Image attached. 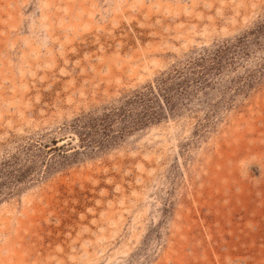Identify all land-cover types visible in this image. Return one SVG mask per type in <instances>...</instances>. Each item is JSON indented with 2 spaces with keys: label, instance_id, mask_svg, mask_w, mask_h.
I'll use <instances>...</instances> for the list:
<instances>
[{
  "label": "rangeland",
  "instance_id": "obj_1",
  "mask_svg": "<svg viewBox=\"0 0 264 264\" xmlns=\"http://www.w3.org/2000/svg\"><path fill=\"white\" fill-rule=\"evenodd\" d=\"M0 264H264V0H0Z\"/></svg>",
  "mask_w": 264,
  "mask_h": 264
}]
</instances>
